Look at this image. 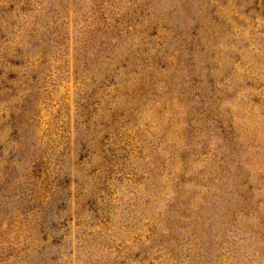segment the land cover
Returning a JSON list of instances; mask_svg holds the SVG:
<instances>
[{
  "label": "rangeland",
  "instance_id": "1",
  "mask_svg": "<svg viewBox=\"0 0 264 264\" xmlns=\"http://www.w3.org/2000/svg\"><path fill=\"white\" fill-rule=\"evenodd\" d=\"M0 264H264V0H0Z\"/></svg>",
  "mask_w": 264,
  "mask_h": 264
}]
</instances>
